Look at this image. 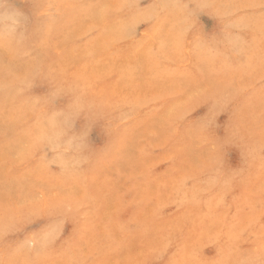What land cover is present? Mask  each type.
Returning <instances> with one entry per match:
<instances>
[{"label": "rangeland", "instance_id": "1", "mask_svg": "<svg viewBox=\"0 0 264 264\" xmlns=\"http://www.w3.org/2000/svg\"><path fill=\"white\" fill-rule=\"evenodd\" d=\"M264 0H0V264H264Z\"/></svg>", "mask_w": 264, "mask_h": 264}, {"label": "snow or ice", "instance_id": "2", "mask_svg": "<svg viewBox=\"0 0 264 264\" xmlns=\"http://www.w3.org/2000/svg\"><path fill=\"white\" fill-rule=\"evenodd\" d=\"M260 67L262 74H264V56L261 57ZM262 80H264V75H262ZM262 102H264V100H262ZM25 264H33V262L26 261Z\"/></svg>", "mask_w": 264, "mask_h": 264}]
</instances>
